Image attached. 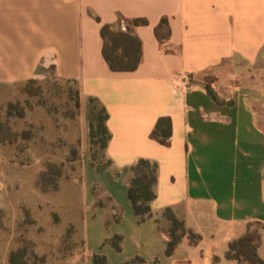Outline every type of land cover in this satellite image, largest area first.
<instances>
[{
	"label": "crops",
	"instance_id": "1",
	"mask_svg": "<svg viewBox=\"0 0 264 264\" xmlns=\"http://www.w3.org/2000/svg\"><path fill=\"white\" fill-rule=\"evenodd\" d=\"M135 18L147 20L133 27L140 63L112 71L101 28L120 19L125 28ZM162 19L169 33L158 37ZM41 67L74 83L79 95L82 142L73 156L80 177L62 180V187L76 184L80 210L71 223L79 242L71 264H94L95 254L109 264L134 257L144 260L138 264H264V0H0V84L34 79ZM89 97L108 112L112 166L103 171L91 164ZM161 117L170 120L168 143L152 136ZM1 149L0 168L14 174L4 173L2 194L18 199L22 219L25 203L48 202L40 180L48 147L28 148L20 162L15 150L9 157L11 149ZM140 158L158 164L154 216L143 222L128 198V168ZM27 171L32 177H23ZM93 186L97 198L110 196L122 208L120 222L106 226L113 211L95 205ZM68 202L63 209L73 208ZM166 208L200 235L195 243L183 237L172 254L160 217ZM254 224L260 261L227 258L229 244ZM113 235L123 237L120 251L104 244Z\"/></svg>",
	"mask_w": 264,
	"mask_h": 264
},
{
	"label": "rangeland",
	"instance_id": "2",
	"mask_svg": "<svg viewBox=\"0 0 264 264\" xmlns=\"http://www.w3.org/2000/svg\"><path fill=\"white\" fill-rule=\"evenodd\" d=\"M79 111L75 84L53 79L49 67H41L33 80L0 84V120L18 134L11 144L0 142V149L9 147V157L15 150L20 162L28 160V148L48 147V169L40 177L48 183V202L40 207L36 202L25 203L22 219L18 199L11 191L2 194L8 183L4 173L13 178V171L0 168V264H71L79 248L71 223L78 220L80 210L76 184L66 182L62 187V180L80 177L79 161L73 156L82 142ZM23 132L31 138L23 140ZM23 177H32L31 171ZM9 186L13 188L12 182ZM62 191L68 193L65 199ZM66 200L68 205L73 202V208L63 209ZM257 229L258 225H252V230Z\"/></svg>",
	"mask_w": 264,
	"mask_h": 264
},
{
	"label": "trees",
	"instance_id": "3",
	"mask_svg": "<svg viewBox=\"0 0 264 264\" xmlns=\"http://www.w3.org/2000/svg\"><path fill=\"white\" fill-rule=\"evenodd\" d=\"M147 23L145 18H135L122 27V20L114 24H104L101 28L103 38V56L112 71H133L141 60L142 49L141 40L134 33L133 27ZM158 37L167 36L169 26L166 19H162L155 29ZM33 80V79H30ZM28 80V81H30ZM70 82V81H67ZM71 83V82H70ZM77 93V104L79 105V95ZM87 120L89 125V140L91 150V164L97 171H103L112 166V160L106 156V147L110 139V131L107 127L108 112L106 108L95 97L88 98ZM7 123L0 120V142L13 143L18 137L17 133L11 132ZM23 140H29L31 135L27 132L20 134ZM152 136L161 143H168L171 136L170 120L168 117L158 119ZM130 177L128 179V198L134 210L138 222H143L154 216L151 203L156 197V181L158 164L155 161L140 158L128 168ZM97 186H93L92 193L95 197V205L105 206L110 204L113 213L106 219V226L111 223H118L122 220V208L112 202L110 196L104 199L97 198ZM160 217L168 221V240L166 242V252L172 254L183 237L187 236L190 242L195 243L200 235L190 230L185 221L179 218L170 208L162 210ZM157 221V218H156ZM258 233L251 231L244 237L234 240L229 244L226 252L227 258L240 259L252 254L251 261L259 262L256 253ZM121 235L107 237L104 244H110L115 250H121ZM94 264H109L105 255L95 254ZM140 257H134L124 264L143 263Z\"/></svg>",
	"mask_w": 264,
	"mask_h": 264
}]
</instances>
